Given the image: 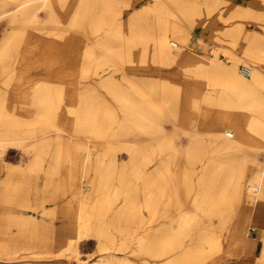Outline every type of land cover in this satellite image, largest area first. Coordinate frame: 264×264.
Segmentation results:
<instances>
[{"label":"bare ground","instance_id":"bare-ground-1","mask_svg":"<svg viewBox=\"0 0 264 264\" xmlns=\"http://www.w3.org/2000/svg\"><path fill=\"white\" fill-rule=\"evenodd\" d=\"M133 1L0 0V18L9 24L0 61L9 54L6 61L14 67L3 82L23 87L11 94L0 86V154L7 145L29 153L27 170L35 176L48 162L45 183L54 176L61 180L50 199L77 185L83 207L90 209L77 224L65 200L41 217L21 213L17 235L0 238V264H25L16 259L28 252L82 260V244L88 242L83 233L98 226L97 216L121 229L120 210L108 214L106 203L91 204L93 191H85L84 184L98 185L102 203L127 185L128 224L135 226L142 214L146 234L136 245L131 238L126 241L134 254H148L147 264H234L242 207L264 205V9L255 8L259 1L264 7V0L247 5L224 0L222 9L217 2L200 8L195 0H171L170 6H155L151 30L143 9L131 11ZM240 15L249 21L245 28L241 24L238 37L256 49L247 43L242 52L233 47L223 58L189 45L195 30L214 29L216 40L233 37ZM218 20L233 24L220 27ZM42 38L48 41L39 42ZM149 58L158 70L175 69L153 77L146 70ZM125 63L142 68L123 75L127 84H118L106 67ZM189 81L205 84L182 85ZM68 85L70 93L63 91ZM63 99L70 122L53 106ZM19 101L45 107L30 109L26 119L19 116ZM120 111L124 117L116 126ZM183 136L187 142H177ZM120 153L126 155L122 161ZM46 215L52 216L51 225ZM105 227L104 222L98 227L100 249L114 243L111 232L106 238L101 234ZM254 228L247 237L249 256L241 254L235 264H245L247 256L246 264H264V220Z\"/></svg>","mask_w":264,"mask_h":264},{"label":"rangeland","instance_id":"rangeland-1","mask_svg":"<svg viewBox=\"0 0 264 264\" xmlns=\"http://www.w3.org/2000/svg\"><path fill=\"white\" fill-rule=\"evenodd\" d=\"M144 1L147 5H145L143 7H139V6H141V4H140L137 7L138 3H141L142 0H134L132 2V6H131L132 8L131 7L130 8H131V11L132 10H139L138 8H140L141 10L143 9L142 10L143 12L147 13V14H145L146 20H147V22L145 23V26H146V29L151 30L152 27H154V25H155V14L153 12L155 9V6H158L159 8H161V7H163L162 6L163 4H168V6H170L173 3L171 0H144ZM230 1L231 2H240L241 4L247 5L251 0H230ZM167 2H169V3H167ZM194 2L200 8L202 6H207V5H208L207 7H210L212 5V3H214V2H217L218 7L221 9L226 7L225 6L226 3L224 2V0H195ZM255 8L258 10L264 9V7L260 1L256 3ZM128 14H129V12H125V17H128ZM212 18H215V17H212ZM234 21H236L238 24L237 25L238 27L235 26L234 28L236 29V27H237L238 30L234 31L233 37L232 36L225 37L222 40L217 39L219 41L218 42L215 38H212V35H213L212 33H214V29L206 30L205 32H201L203 37H205V40H203V38H199L198 44L196 45L195 43H197V38H196L197 35H195V32L196 31L198 32L199 30H195L193 32L192 39L189 42V45L192 46L195 49V51L198 53L205 54L207 56H212L215 53H219L220 56L223 58H225V53H227V51H230V48L232 49L233 47H235V48H233L232 50H234L235 52H242L243 49H239V48H244V46L247 45V43L251 48L256 49V47L250 45L249 41H246L245 39L238 37L239 36L238 32H240L239 30H241V32H242V29H241L242 25L241 24L243 23V26L245 28L247 26V22L249 21V18L245 17V15H240ZM217 24L220 27H222V26L228 27V26H231V24H233V22L229 23V22H223L221 20H218ZM150 26H152V27H150ZM8 28H9L8 19L7 18H0V48L2 45L1 43L3 41L2 39H4L5 36H7V33H9ZM151 35L152 34H149L150 38L147 40L150 54L152 53V49H153V47H152L153 42L151 40ZM47 38H45V39L42 38L39 40V42L42 41V43H45L49 40V38H48V40H47ZM220 41H221V43H220ZM194 44H195V46H194ZM11 57L12 56H10L8 54V56H6L5 59L8 60ZM135 59L136 60L138 59L137 54L135 56ZM6 60L0 61V66H1L0 67V86L3 87L4 89L6 88L5 90H7V92L13 94L14 92H17V91L19 92V91L23 90V87L19 86V87L14 89V87L11 84H5L3 82L4 78L11 76L13 69H14L12 62L6 61ZM148 61L150 63H149V67L146 68V70H149L150 75L153 77H158L160 75H170L169 72L175 69V66H171V67H167V68H161L162 70L161 69L158 70V66L151 62V58H149ZM135 64L136 65L133 67L130 66V63H125L124 66H122V67L109 64L106 68L108 69V67L110 66V68H111L110 73H112L116 77L117 83L125 85L127 83L125 80H123V75L132 74L137 69L142 68L139 63H135ZM242 65L243 64H241L239 66V71L242 69ZM107 75H108V73H104V76H107ZM189 84H191L193 86H197V84L198 85H204L205 82L204 81L182 82V85H189ZM66 90L68 93H70L72 91L69 88V85H68L67 89L66 88L63 89V91H66ZM16 105H17V108L19 110V116L21 114H24V117H26V119L28 118L27 116L30 114L29 113L30 109L34 108L38 111V110L45 107L44 103H39V102L36 103V102H21V101H19ZM10 106H11V108L14 107V104L12 101H11ZM53 106H56L58 108V110H60L61 115L66 118L65 119L66 121L67 120L69 122L71 121L72 116L70 113L67 112V104L64 103V99H63V101L61 100V102H58L56 105L53 104ZM118 115H117L118 117L116 120L117 125L115 124L116 126H119V124L122 122L123 117H124V114L122 113V111H120L118 113ZM166 131L167 132L172 131V126L170 124L166 125ZM81 134L85 135L84 133H81ZM83 137H85V136H83ZM87 139L88 138L85 137V140H87ZM177 142L186 143L187 137H185V136L179 137V138H177ZM50 154H51V152H50ZM263 155H261L263 157L262 159H264ZM0 158H2L3 165H4V167L0 168V209L9 210L12 213H23L27 216L28 215H34L35 217H41L43 215L42 214L43 211L44 212H46V211L50 212L55 207L56 202H59L60 200H65V201H67V203H70L72 205L71 220L73 221V224H77L81 220L84 221L86 219V217L90 215V211H89L90 209H88V207H83V205H82L81 197L77 193V191L79 190L77 185L75 186V189L72 190L71 192H67L63 196L60 195V199H55V200L50 199L49 196L51 195V193L53 191L54 184L55 183L60 184L61 180H60L59 176H54L51 179L50 183H48V184L45 183V181H46V172L45 171L48 170L49 166H50V164L48 162H45L43 164V169H42L41 173L36 175L37 176L36 177L35 175L30 174V172L27 170L28 162L30 159L29 153L21 151L17 147H12V146L7 145V147L5 148V152L3 154H0ZM125 158H126L125 153L119 154L120 161H122ZM63 159H64V164L66 165L68 163L66 160V157H64ZM12 162H17V164H13ZM6 170H8V171H6ZM44 187H46L45 191L42 190V188H44ZM83 188L85 191H89V190L93 191L92 198L90 199L91 204H93L94 202L98 203V204H100V203L105 204L106 203L105 205H107V207L109 208L108 214L114 213V212L120 210V213H121L120 218L123 221V226L121 227V229H117V230L112 229L109 226V221L107 219L103 220L104 218L102 219L101 216H97L95 219L98 222V226L95 227L94 229L89 230L88 232L83 233L84 237H88V242L89 241H91V242H90L89 246H86V245L83 246V250H85L87 252L82 253V255H83L82 260L77 259L73 256L58 257V256L51 255V254L38 257V254H36V253L32 254L29 252L26 254L23 253L20 256V258H17L16 260L21 261L22 263H25V264H44L45 262H47V264H120V263L121 264H134V262H137L138 264H147V263H145L146 260H144V258H147L148 254L146 252L140 253L139 255L134 254L132 252L133 247H129V245H130L129 241H126V240L131 238L133 241L132 245H136L135 240L141 239V237L146 234V230L144 229V226L141 225L142 224V218L144 217V216H142V214H140V213L137 214V218L135 219V226H134V224L133 225L128 224L129 217H130V208H129L130 201H129V198L127 195V185L126 184L120 185V188L122 189V191L121 192L115 191L114 193L108 194L107 202H103V203L100 200L99 194H97V193H99L100 188L98 187V185L95 182L93 184V188H92L93 190L90 189L91 186L88 184H84ZM43 199H48V200L43 201ZM98 200H100V201H98ZM38 202L41 203L39 208H38ZM25 205H29V207H25ZM254 207L255 206L250 205V204H244V206L242 207V210L240 212L239 221L244 219V222H242V224H241L240 239H239L238 247H237L238 250L241 247L243 239L250 237V233H252L254 231L253 228L250 226H247V223H246L249 220V216H250L248 214L250 213V211ZM46 218L49 219V221H50L49 223L51 225L52 224V222H51L52 216L46 215ZM55 222L61 223L62 220L58 219ZM102 222H104V224H106V227H105V229L101 230V234L103 236H105V238H106L111 232L112 233L111 235L114 238V243L110 244L108 248L100 249V250L106 251V250L110 249L111 246H116L115 249L117 251H120V252L128 251L130 253V259H132V260H128L126 258H123V260H121L120 263H117L114 261L115 256H116L114 253H109V251L101 253L98 251V246L96 245V243H98L96 240V236H97V233L100 232L98 230V227H99V224L101 225ZM254 227H255L254 229H260L259 227L258 228L256 226H254ZM50 228H52V227L50 226ZM13 229L16 230V227H13ZM128 234L130 237L128 236ZM94 241L96 243H94ZM47 245L49 247H51L52 242L50 241ZM138 245L139 244H137V246ZM101 254H108V255H101ZM111 254H114L113 259H110ZM53 256H54V258H53ZM248 256H249V254H248ZM248 256L245 259V264L248 260ZM240 259L241 258L236 256L233 260V263L235 264V263L239 262ZM82 261H84V262H82ZM218 263H220V262H218ZM154 264H158V263H154Z\"/></svg>","mask_w":264,"mask_h":264},{"label":"crops","instance_id":"crops-1","mask_svg":"<svg viewBox=\"0 0 264 264\" xmlns=\"http://www.w3.org/2000/svg\"><path fill=\"white\" fill-rule=\"evenodd\" d=\"M140 4H141V6H139ZM145 5H147V4L145 3L144 0H142L141 3H138L137 7L138 6L139 7H143ZM195 35H197V37H196L197 38V43H195L196 45L198 44V39L199 38H203V40H205V37H203V35H202L200 30L198 32L196 31ZM195 44H194V46H195ZM12 163L13 164H17V162H12ZM257 207H259V208H257ZM248 215H250V216H249V220L246 222L247 226H250L252 228H254V226L261 228L263 220H264V205L255 206L254 208H252V210L250 211V213ZM20 216H21V213H12V212H10L9 210H6V209H0V238L1 239H7L9 237H13V236L17 235L18 228H19V225H20ZM242 222H244V219L238 222L237 230H238L239 234L241 232V224H242ZM13 227H16V230H14ZM239 239L240 238H237V237L234 239L233 243H234L236 248L238 247ZM245 239H243L241 247L239 248V250L237 248V257H239L241 254L245 255V254L250 253V252H248L249 251L248 239L247 238H245ZM90 242L91 241L84 242L82 244V250H83V246L84 245L89 246ZM94 243H96V242L94 241ZM96 245L98 246V251L101 252V253H104V252H107V251H109V253H114L116 255L114 261L117 262V263H120V261L123 260V258H126L128 260H132V259H130V253L128 251H125V252L117 251L115 249L116 246H111L110 249H108L106 251H101L100 250V246L98 245V243H96ZM259 245L260 244L258 242L257 243V247L253 250V252H254L253 255L258 254V251H259V248H260ZM246 246H247V248H246ZM83 251L87 252L85 250H83ZM251 252H252V250H251ZM108 254H101V255H108ZM218 264H220V263H218Z\"/></svg>","mask_w":264,"mask_h":264},{"label":"built area","instance_id":"built-area-1","mask_svg":"<svg viewBox=\"0 0 264 264\" xmlns=\"http://www.w3.org/2000/svg\"><path fill=\"white\" fill-rule=\"evenodd\" d=\"M243 72H244L245 74H248L249 69H248V68H243Z\"/></svg>","mask_w":264,"mask_h":264}]
</instances>
